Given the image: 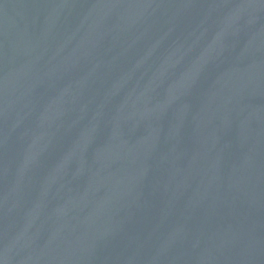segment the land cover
<instances>
[{"label": "water", "instance_id": "95a60500", "mask_svg": "<svg viewBox=\"0 0 264 264\" xmlns=\"http://www.w3.org/2000/svg\"><path fill=\"white\" fill-rule=\"evenodd\" d=\"M0 264H264V0H0Z\"/></svg>", "mask_w": 264, "mask_h": 264}]
</instances>
